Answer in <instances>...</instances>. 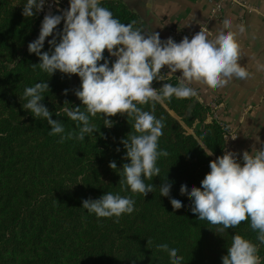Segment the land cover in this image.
I'll return each instance as SVG.
<instances>
[{"label":"trees","instance_id":"16d2710c","mask_svg":"<svg viewBox=\"0 0 264 264\" xmlns=\"http://www.w3.org/2000/svg\"><path fill=\"white\" fill-rule=\"evenodd\" d=\"M25 3L0 0V264H171L168 253L157 249L159 244L177 248L183 264H222L235 234L258 245L264 264V244H259L250 221L219 232L218 226L198 219L191 211L192 201L180 194L182 184L189 191L200 187L210 161L226 151L225 128L215 119L207 123L211 112L195 97H173L164 105L156 104L154 115L164 117L165 123L159 149L167 150L169 156L157 161L160 176L145 181L155 186L154 191L133 197V213L123 214L116 222V217L98 219L82 208L84 199H98L105 192L132 195L130 190L121 191L118 173L124 163H130L124 159L121 140L136 134L133 120L117 115L110 118L114 123L108 128L97 114L90 118L97 132L86 135L84 141L61 143L60 135L48 134L46 120L22 108L24 89L46 81L50 90L42 103L52 112V119L64 125L65 134L78 129L63 108L81 106L83 110L75 95L81 84L77 75L69 77L57 70L49 77L31 67L40 63L36 54L29 53L28 44L38 38L41 18L38 12L24 17ZM101 6L122 23L134 20V27L145 29L142 19L122 0H102ZM62 30L63 21L53 33L57 42ZM52 38H46L42 52L50 50ZM104 56L109 66L116 59L107 50ZM161 74L163 81H153L154 88L178 84L174 76L163 70ZM143 109L150 111L151 107ZM205 132L204 145L213 151L212 156L197 145L196 138ZM112 161L115 170L109 167ZM163 182L172 185L169 197L160 196ZM171 198L180 200L183 207L174 210Z\"/></svg>","mask_w":264,"mask_h":264},{"label":"clouds","instance_id":"9594fccd","mask_svg":"<svg viewBox=\"0 0 264 264\" xmlns=\"http://www.w3.org/2000/svg\"><path fill=\"white\" fill-rule=\"evenodd\" d=\"M45 0H26L22 15L30 18L43 10ZM35 10V11H34ZM63 21L62 32L53 36L54 30ZM136 21L122 23L114 18L112 11L101 6V0H69V7L60 15L46 14L41 23L39 36L28 44L29 53L39 57L40 63L32 64L48 74L54 75L57 70L69 77L77 75L81 84L75 90L81 106L63 108L67 117L76 122L77 131H68L59 120L52 119V112L42 103L44 93L48 92L46 81L26 87L22 108L30 111L34 118L44 119L50 126L49 135H60V142L65 140L84 141L86 135L97 132V125L90 118L101 114L103 125L111 128V117L126 115L133 120L132 128L136 134H128L121 140L126 155L121 171L119 185L121 191L130 190L131 196L105 192L98 199H84L82 208L89 214L100 218L116 217V222L123 214L134 212L137 194L144 197L154 191V185L146 180L160 176L157 166L160 157H168L167 150L159 149V138L165 127L164 117L154 115L156 104L171 102L177 99H190L198 96V91L191 85H201L207 89L226 87L233 77L247 80L249 73L239 63L241 59L238 32L243 33V25L233 28L232 20L223 21L215 38L210 33L200 30L189 39L184 36L177 43L172 37L161 40L160 33L136 28ZM227 30V31H225ZM51 46L43 51L46 38ZM115 57L111 62L105 58ZM102 61V63H101ZM177 73L178 84L164 83L154 88L153 81H163L161 70ZM258 70L264 65L257 64ZM68 90H64L67 95ZM65 103H68L65 101ZM150 105L146 111L143 106ZM59 116L60 113L56 112ZM0 135H3L0 133ZM197 137V145L207 156L213 151L206 149L204 137ZM228 137H226V140ZM236 139V137H232ZM253 149H255L253 151ZM244 151L242 163L237 154L225 151L222 156L210 161V171L201 181L200 187L193 186L191 191L186 184L180 187V194L187 195L192 201L191 211L200 220H207L217 227V231L238 227L242 222L250 221V227L257 232L256 239L264 244V145L259 150L253 147ZM119 151V149H117ZM109 167L117 169L115 161ZM171 183L163 182L159 186L160 196L169 197ZM174 210L181 209L180 200L171 198ZM150 241H147V244ZM158 250L168 253L171 264H183L184 257L178 255L177 248L167 244L156 246ZM259 247L251 240L235 234L227 247V255L222 256V264H261L258 255Z\"/></svg>","mask_w":264,"mask_h":264},{"label":"crops","instance_id":"0c3cea01","mask_svg":"<svg viewBox=\"0 0 264 264\" xmlns=\"http://www.w3.org/2000/svg\"><path fill=\"white\" fill-rule=\"evenodd\" d=\"M102 1V0H101ZM145 23V31L160 33L161 40L172 37L170 29L174 26L187 33L198 26L207 24L210 36L215 38L223 29V21L231 19L233 28L243 25L245 31L238 32L241 59L239 63L249 73L247 80L233 77L224 88L207 89L193 84L198 91L196 101L209 108L207 123L217 120L228 135L236 137L227 146V151L237 154L242 160L244 151L257 150L264 145V69L258 70L257 64L264 65V0H242L250 9L237 5H226L217 16H212L214 8L210 0H122ZM69 3V0H65ZM227 31V30H225ZM168 75L177 76V73ZM255 149H253L254 151Z\"/></svg>","mask_w":264,"mask_h":264},{"label":"built area","instance_id":"2783aa9c","mask_svg":"<svg viewBox=\"0 0 264 264\" xmlns=\"http://www.w3.org/2000/svg\"><path fill=\"white\" fill-rule=\"evenodd\" d=\"M210 1L214 5V8L212 10V16L219 15L223 7L226 5H237L246 10L250 9L248 6L243 4L242 0H210ZM68 7H69V3H66L65 0H45V5H44L43 10L38 12L39 17L41 18V23L46 14H49V13L54 14V12L56 11L63 12ZM41 23H40V28H41ZM201 29L209 33L208 26L205 23L198 26L195 30H193L190 33L182 31L176 26L172 27L170 29V32L174 35V37H176L177 39L181 41L184 36H188L189 39H191L192 36L195 35L197 32H199ZM227 137L228 139L226 140V148L231 143L233 136L227 134Z\"/></svg>","mask_w":264,"mask_h":264},{"label":"water","instance_id":"95a60500","mask_svg":"<svg viewBox=\"0 0 264 264\" xmlns=\"http://www.w3.org/2000/svg\"><path fill=\"white\" fill-rule=\"evenodd\" d=\"M202 128V125L201 124H198L197 125V129H201Z\"/></svg>","mask_w":264,"mask_h":264}]
</instances>
